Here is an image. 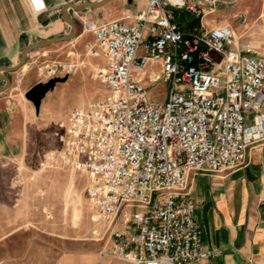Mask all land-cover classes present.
I'll use <instances>...</instances> for the list:
<instances>
[{"label": "built area", "instance_id": "2783aa9c", "mask_svg": "<svg viewBox=\"0 0 264 264\" xmlns=\"http://www.w3.org/2000/svg\"><path fill=\"white\" fill-rule=\"evenodd\" d=\"M173 4L202 15L193 0ZM128 17L86 23L94 37L88 53L104 60L92 69L105 94L70 110L56 133L59 161L86 174L84 192L105 226L109 255L189 264L217 253L202 246L188 175L237 169L264 137V118L253 128L245 123L264 100V52L240 48L226 25L182 31L164 0H148L134 23ZM156 61L160 69L147 72ZM81 65L46 66L47 77ZM161 79L168 95L151 101L144 82Z\"/></svg>", "mask_w": 264, "mask_h": 264}, {"label": "crops", "instance_id": "0c3cea01", "mask_svg": "<svg viewBox=\"0 0 264 264\" xmlns=\"http://www.w3.org/2000/svg\"><path fill=\"white\" fill-rule=\"evenodd\" d=\"M82 1L43 0L44 9L36 12L31 0H0V66L16 64L20 51L29 43L67 34L70 26L62 17V6ZM147 1L110 0L96 8L69 9L76 32L59 50L67 52L68 57L76 45L93 42L92 32L86 29L87 22L100 23L128 15L124 20L134 23L137 14L145 10ZM193 1L202 15L198 16L199 24L184 30H209L215 26L204 20L205 14L213 9H206L200 0ZM164 2L173 10L175 22L178 16H196L184 7H176L173 0ZM118 4L121 7L117 8ZM178 26L182 29L180 24ZM86 54L82 66L87 70L91 71L94 63L103 64V57H91L88 47ZM32 56L35 55L29 51L17 70L1 71L10 82L8 88L0 92V264H133L106 252L109 237L104 234V224L96 221L86 195L94 224L91 231H96L85 238L65 235L66 205L63 203L67 200L65 195L73 194L72 190H59L60 205H53L44 197L47 190L41 189L47 182L57 181L64 187L66 180L69 183L74 180L59 161L60 149L49 148V137H54L53 144L58 140L56 132L47 133L44 130L47 125L38 121L42 119L46 98L55 86L45 93L38 109L25 97L30 87L50 78L43 75L45 71L35 68ZM96 58L101 62L94 60ZM159 69V65L149 66L147 72ZM63 74L67 78L57 83H61L58 89L64 94L72 86L70 79L77 75ZM4 83L0 76V86ZM90 102L74 107H87ZM72 108L64 112L65 122ZM259 117L264 118V100L257 114L246 115V126H258ZM41 162L54 165L40 168ZM188 191L201 226L202 246L217 253L189 264H264V137L248 146L244 164L237 169L192 170L188 175ZM33 195L41 197L33 200ZM79 209V204L73 207L78 213ZM97 224L103 232L97 233Z\"/></svg>", "mask_w": 264, "mask_h": 264}, {"label": "rangeland", "instance_id": "374dc122", "mask_svg": "<svg viewBox=\"0 0 264 264\" xmlns=\"http://www.w3.org/2000/svg\"><path fill=\"white\" fill-rule=\"evenodd\" d=\"M200 1L205 4L204 6L206 9H213L204 16V20H207L209 24L211 23L215 26L226 25L232 29L234 40L240 48L249 44L258 52H264V0H232L231 2L222 0ZM116 7H121V4H118ZM92 43L93 42L84 41L80 45H76L73 53L68 57L67 52L63 53L59 50V48L65 44L64 41L32 49L30 53L35 55L32 56L34 58L35 68H39L42 72L45 71L43 75L47 76L46 66H57L58 64L70 63L72 61H81L84 64L83 60L87 58V45H91ZM94 60L101 62L99 58ZM152 66L157 67L158 61L152 62ZM69 74L77 75L75 79H70V84L72 86L63 94L58 89L61 83H57L53 91H50L46 98L47 102L41 116L42 119L38 120L39 123L47 125L44 130L49 134H53V132H62V125L65 123L64 112L67 113L71 107L80 105L84 101L88 103V101H93L105 94L104 87L94 76L92 66L90 71L81 65L75 72ZM57 75L62 76L64 74L60 71ZM144 84L148 86L147 95L151 101L162 102L166 99L170 87V83L167 80L161 79L153 84L145 80ZM53 139L49 137V148H58L59 150L61 144L58 136V140L54 142L55 144L52 143ZM42 167L43 166L40 168ZM63 167L67 170V174H70V176L72 175L71 177L74 182L69 183L66 180L64 187H62L60 182L57 183V181H55L50 183L49 181L47 182V186L41 190H47V193L43 196L48 197V201L53 203V205L61 204L60 198L57 195L59 190H72L73 194L70 193L68 197L65 195L67 200L63 203L66 205V207H64L63 216L65 222V235H80L82 238H85L94 234L93 232L96 231H91L94 224L90 219V212L87 209V201L83 191L86 185V175L70 167ZM37 196L39 198L41 197L40 195H33V200L38 199ZM67 204H69V206H67ZM78 204L81 208L79 209V213L77 212L78 209L73 211V207H76ZM96 226L97 233L103 232L100 224Z\"/></svg>", "mask_w": 264, "mask_h": 264}, {"label": "water", "instance_id": "95a60500", "mask_svg": "<svg viewBox=\"0 0 264 264\" xmlns=\"http://www.w3.org/2000/svg\"><path fill=\"white\" fill-rule=\"evenodd\" d=\"M110 0H83L80 3L74 4V3H66L62 6V17L63 19L69 24L70 31L67 34H63L58 37L49 38V39H41L32 43L27 44L22 50L20 51L19 58L16 64L11 66H0V76L3 78L5 83L0 86V92L4 91L8 88L9 85V78L5 75L1 74V71L5 72H11L14 70H17L20 68L27 56V53L35 48H41L45 46H49L51 44L60 42V41H66L71 39L75 32H76V24L74 20L72 19L71 15L68 13L69 9L82 11L87 8H96L104 5L105 3L109 2ZM231 2L232 0H222ZM67 76H53L49 78L46 81L38 82L34 84L32 87H30L25 92V97L29 99L35 106L36 109H38L41 99L44 97L45 93L51 90L57 82H63Z\"/></svg>", "mask_w": 264, "mask_h": 264}, {"label": "trees", "instance_id": "16d2710c", "mask_svg": "<svg viewBox=\"0 0 264 264\" xmlns=\"http://www.w3.org/2000/svg\"><path fill=\"white\" fill-rule=\"evenodd\" d=\"M200 18L198 16H194L193 14H188L186 17L184 16H178L176 19V22L182 26V31H186L184 29H191L195 25L199 24Z\"/></svg>", "mask_w": 264, "mask_h": 264}, {"label": "clouds", "instance_id": "9594fccd", "mask_svg": "<svg viewBox=\"0 0 264 264\" xmlns=\"http://www.w3.org/2000/svg\"><path fill=\"white\" fill-rule=\"evenodd\" d=\"M31 3L34 5L35 11L39 12L44 9L43 0H31Z\"/></svg>", "mask_w": 264, "mask_h": 264}, {"label": "bare ground", "instance_id": "6f19581e", "mask_svg": "<svg viewBox=\"0 0 264 264\" xmlns=\"http://www.w3.org/2000/svg\"><path fill=\"white\" fill-rule=\"evenodd\" d=\"M173 1H178V0H173ZM231 31H232V29H231ZM233 33V32H232Z\"/></svg>", "mask_w": 264, "mask_h": 264}]
</instances>
